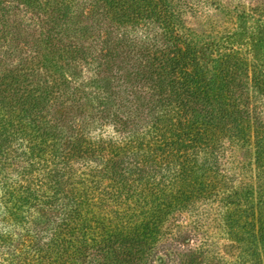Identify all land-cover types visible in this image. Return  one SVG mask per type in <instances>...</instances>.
Segmentation results:
<instances>
[{
  "label": "trees",
  "instance_id": "obj_1",
  "mask_svg": "<svg viewBox=\"0 0 264 264\" xmlns=\"http://www.w3.org/2000/svg\"><path fill=\"white\" fill-rule=\"evenodd\" d=\"M187 8L0 3V264H137L226 206L229 142L264 143L263 75L229 53L203 67Z\"/></svg>",
  "mask_w": 264,
  "mask_h": 264
},
{
  "label": "rangeland",
  "instance_id": "obj_2",
  "mask_svg": "<svg viewBox=\"0 0 264 264\" xmlns=\"http://www.w3.org/2000/svg\"><path fill=\"white\" fill-rule=\"evenodd\" d=\"M182 1L188 7L186 17L202 66L211 70L229 53L232 60L253 62L264 83V0ZM0 3L6 5L7 0ZM8 11L21 17L31 12L22 5ZM8 11L0 9V15ZM257 97L255 107L264 123L263 89ZM255 149L252 137L243 143L229 142L225 208L209 201L198 208V219L185 213L180 241L172 234L162 236L137 264H155L159 257L162 264H264V143L258 154ZM95 259L84 264H96L99 258Z\"/></svg>",
  "mask_w": 264,
  "mask_h": 264
},
{
  "label": "water",
  "instance_id": "obj_3",
  "mask_svg": "<svg viewBox=\"0 0 264 264\" xmlns=\"http://www.w3.org/2000/svg\"><path fill=\"white\" fill-rule=\"evenodd\" d=\"M156 264H162V259H161V257H159L158 259H157V263Z\"/></svg>",
  "mask_w": 264,
  "mask_h": 264
}]
</instances>
